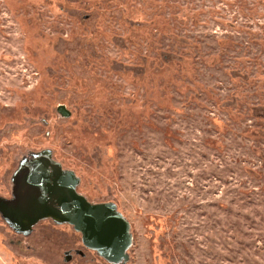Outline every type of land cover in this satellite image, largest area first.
<instances>
[{
    "label": "rangeland",
    "instance_id": "1",
    "mask_svg": "<svg viewBox=\"0 0 264 264\" xmlns=\"http://www.w3.org/2000/svg\"><path fill=\"white\" fill-rule=\"evenodd\" d=\"M46 151L128 258L0 215V264H264V0H0V196Z\"/></svg>",
    "mask_w": 264,
    "mask_h": 264
},
{
    "label": "water",
    "instance_id": "2",
    "mask_svg": "<svg viewBox=\"0 0 264 264\" xmlns=\"http://www.w3.org/2000/svg\"><path fill=\"white\" fill-rule=\"evenodd\" d=\"M10 198L0 196V215L16 232L28 234L38 221L68 223L83 244L110 263L127 260L129 222L113 202H91L76 190L78 177L51 152L23 158L14 172Z\"/></svg>",
    "mask_w": 264,
    "mask_h": 264
}]
</instances>
